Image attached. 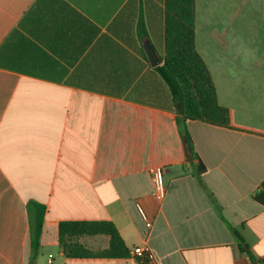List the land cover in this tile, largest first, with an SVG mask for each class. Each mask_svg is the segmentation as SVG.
I'll return each instance as SVG.
<instances>
[{"label": "crops", "instance_id": "1", "mask_svg": "<svg viewBox=\"0 0 264 264\" xmlns=\"http://www.w3.org/2000/svg\"><path fill=\"white\" fill-rule=\"evenodd\" d=\"M206 6L196 0V49L230 126L188 131L224 219L143 51L145 37L164 47L165 0H0V264H140V248L156 264H264V67L248 66L259 55L237 51ZM30 201L47 209L35 260ZM66 221L113 223L131 257H68ZM78 241L103 251L110 237Z\"/></svg>", "mask_w": 264, "mask_h": 264}, {"label": "trees", "instance_id": "2", "mask_svg": "<svg viewBox=\"0 0 264 264\" xmlns=\"http://www.w3.org/2000/svg\"><path fill=\"white\" fill-rule=\"evenodd\" d=\"M141 28L144 37L147 33L143 26ZM159 52L164 62L156 70L171 91L179 129L191 160H197L193 164L192 174L207 193L219 216L224 219L213 194L203 182L202 177L207 169L196 153L188 131L189 121H201L226 128L230 126L229 110L219 104L211 73L196 49V0H165V41ZM27 209L31 226L32 259L35 260L41 246L47 209L34 201L28 203ZM226 224L239 248L244 251L246 242L243 237L235 227L228 222ZM98 235L110 237L106 250L92 251L78 241L83 236ZM59 241L68 257L128 258L132 255L115 225L107 221L61 222ZM248 254L250 255L249 252ZM250 257L253 264H258L257 260L251 255ZM136 259L140 264H156L148 253Z\"/></svg>", "mask_w": 264, "mask_h": 264}, {"label": "rangeland", "instance_id": "3", "mask_svg": "<svg viewBox=\"0 0 264 264\" xmlns=\"http://www.w3.org/2000/svg\"><path fill=\"white\" fill-rule=\"evenodd\" d=\"M202 2L207 5V12L212 14L218 28H224L231 36L237 51L259 55L254 58V63L248 61V66L264 67V0H198V6ZM207 32L210 33L208 28ZM243 62L246 65L247 61ZM238 64L241 65L240 61Z\"/></svg>", "mask_w": 264, "mask_h": 264}, {"label": "built area", "instance_id": "4", "mask_svg": "<svg viewBox=\"0 0 264 264\" xmlns=\"http://www.w3.org/2000/svg\"><path fill=\"white\" fill-rule=\"evenodd\" d=\"M151 173L155 184V196L157 197L158 200H162L166 193L165 182L163 178V168L156 167L151 171ZM147 226L151 227V222L147 221ZM144 253H148V255H150V259H152L153 261V256L148 248L135 249L133 251V256L143 257Z\"/></svg>", "mask_w": 264, "mask_h": 264}, {"label": "water", "instance_id": "5", "mask_svg": "<svg viewBox=\"0 0 264 264\" xmlns=\"http://www.w3.org/2000/svg\"><path fill=\"white\" fill-rule=\"evenodd\" d=\"M143 51L152 67H158L163 64L164 60L149 37L142 40ZM247 249V248H246Z\"/></svg>", "mask_w": 264, "mask_h": 264}]
</instances>
